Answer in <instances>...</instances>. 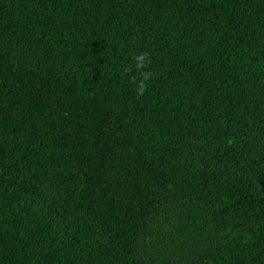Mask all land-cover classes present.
I'll return each mask as SVG.
<instances>
[{"label":"trees","instance_id":"trees-1","mask_svg":"<svg viewBox=\"0 0 264 264\" xmlns=\"http://www.w3.org/2000/svg\"><path fill=\"white\" fill-rule=\"evenodd\" d=\"M0 264H264V0H0Z\"/></svg>","mask_w":264,"mask_h":264},{"label":"clouds","instance_id":"clouds-1","mask_svg":"<svg viewBox=\"0 0 264 264\" xmlns=\"http://www.w3.org/2000/svg\"><path fill=\"white\" fill-rule=\"evenodd\" d=\"M137 63H136V67L137 69H140L144 66V63L146 61V55L145 54H141L140 56L136 57ZM145 79H147V74H145ZM144 90V84L141 82L138 88L139 92H143Z\"/></svg>","mask_w":264,"mask_h":264}]
</instances>
